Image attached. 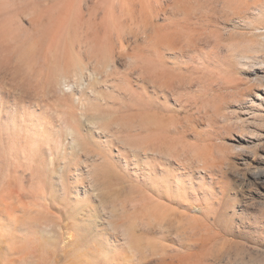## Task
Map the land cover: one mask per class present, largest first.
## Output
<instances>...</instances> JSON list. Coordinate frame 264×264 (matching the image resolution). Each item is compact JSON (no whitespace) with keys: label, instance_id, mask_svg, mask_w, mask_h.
Segmentation results:
<instances>
[{"label":"rangeland","instance_id":"1","mask_svg":"<svg viewBox=\"0 0 264 264\" xmlns=\"http://www.w3.org/2000/svg\"><path fill=\"white\" fill-rule=\"evenodd\" d=\"M0 8V264H264V0Z\"/></svg>","mask_w":264,"mask_h":264},{"label":"bare ground","instance_id":"2","mask_svg":"<svg viewBox=\"0 0 264 264\" xmlns=\"http://www.w3.org/2000/svg\"><path fill=\"white\" fill-rule=\"evenodd\" d=\"M6 8V7H5ZM0 9H2V8H0ZM1 21V20H0ZM6 25H7V23H6ZM9 28H10V26H9ZM8 27H0V39L2 38V40L6 37V36H8L12 31L9 29ZM13 31H14V29H13ZM14 33V32H13ZM13 35H15V33L13 34ZM10 36V35H9ZM15 37H17V36H14V38ZM19 37H20V35H19ZM8 38V37H7ZM6 39V38H5ZM8 40H9V38H8ZM11 40H13V38L12 39H10V41ZM1 41V40H0ZM1 44V43H0ZM10 44V43H9ZM2 45V48L3 47H6L5 46V44H1ZM0 45V46H1ZM9 47V46H8ZM54 48H55V46H54ZM9 49V48H8ZM8 49H6V50H8Z\"/></svg>","mask_w":264,"mask_h":264}]
</instances>
